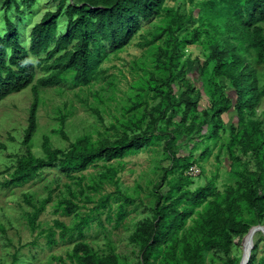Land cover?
<instances>
[{
	"label": "trees",
	"instance_id": "16d2710c",
	"mask_svg": "<svg viewBox=\"0 0 264 264\" xmlns=\"http://www.w3.org/2000/svg\"><path fill=\"white\" fill-rule=\"evenodd\" d=\"M17 1L3 0L5 29L0 30V102L28 87L32 100L21 140L24 154L16 159L12 168L6 169L7 172L12 169V172L8 179L0 182V187L25 182L45 168L58 167L67 175L84 171L95 160L111 161L137 152L147 143V138L164 136L163 153L170 161L168 171L178 170L180 175L168 184L166 193L155 195L156 204L150 211L151 216L142 220L128 237L130 244L139 247L138 264H205L204 252L211 249L225 259V264H239V260L231 254L234 237L246 235L253 226L264 227V125L263 119H259L255 112L264 96V0H204L197 4V22L203 27L206 37L204 47L208 54L201 65L197 61L195 63L200 84L208 85L207 94L211 101L209 120L196 113L199 92L192 98L185 93L195 91L185 76V67L174 70L177 67L173 63L175 57L163 51L164 60L160 61V67L166 74L159 78L157 89L160 98L151 109L156 117H150L149 128L152 130L149 133L140 131L129 136L124 132L111 142L102 140L96 147L88 145L87 136H81L69 142L67 151L52 147L49 136L44 135L42 156H36L31 151L32 138L37 129L39 89L58 86L68 80L76 86L90 85L108 50L116 53L128 46L140 29V21H147L162 11L166 0H52L55 10H47L31 26L28 44L8 12L12 7L21 24V17L24 16L22 6L29 9L36 0H21L23 5ZM183 1L193 6L195 0ZM60 19L66 21L65 27L60 25ZM194 19L192 14L180 16L172 13L170 20L174 28L168 24L163 31L172 38L173 52L178 45L198 40L196 32L191 38L182 37L181 40L174 36L185 23ZM162 35L154 36L152 41H157ZM36 68L45 75L36 78ZM191 71L195 72V69ZM208 73L210 76L205 83L204 77ZM67 74L71 75V79ZM220 78L228 81L229 93L225 92V86L215 81ZM175 83L185 88L178 99L173 93ZM137 106L134 104L131 110ZM231 108H234L238 123L243 125L244 130L240 132L235 126L229 127L226 153L234 159L236 146L242 147L244 154L252 152L254 171L242 170L239 173L240 185L237 188L227 187L222 193L215 190L212 182L193 191L184 188L191 184L190 178L183 175L191 162L190 157L177 155L182 148V145L176 144L177 141L182 138L187 140L195 131L200 133L203 126L209 123L217 128L221 116ZM168 111L170 115L164 128L157 129L158 121L165 118ZM91 112L98 121L103 120L97 109L91 108ZM178 113L179 123H175L173 119ZM65 117L64 114L59 116L58 128L51 133L68 142L63 130ZM127 122L139 127V121ZM0 149H5L3 143H0ZM115 176L116 170L106 166L100 179H108L117 186ZM83 193L81 188L80 196ZM116 193L124 200L116 212L115 220L119 224L126 217L124 207L130 197L124 195L119 187H116ZM76 198L77 195L71 193L69 199L58 201L57 207L70 214L76 207ZM50 199L48 195L38 206L28 202L33 209L27 216L30 226H34L39 211ZM85 200L90 201L91 198L86 197ZM107 200L108 197L98 200L93 209L103 207ZM89 219L90 216L80 218L71 228L57 221H54V226L59 228L60 238L66 232H75L77 237H81L82 227L88 224ZM107 219L110 220L111 216L108 215ZM188 220L192 224L185 229ZM53 234L52 231L47 234L49 244L54 242ZM254 251L255 248L251 250L247 264H255ZM66 257L71 264H118L116 255H99L83 242H76ZM259 264H264V257Z\"/></svg>",
	"mask_w": 264,
	"mask_h": 264
},
{
	"label": "rangeland",
	"instance_id": "374dc122",
	"mask_svg": "<svg viewBox=\"0 0 264 264\" xmlns=\"http://www.w3.org/2000/svg\"><path fill=\"white\" fill-rule=\"evenodd\" d=\"M22 1L18 0L17 3L23 5ZM203 1L195 0L192 6L183 0H166L162 11L155 13L147 21H140V29L128 46L116 53L108 50L106 59L99 66V71L90 85L76 86L68 80L58 86L40 88L37 129L32 138V153L36 156L43 155L41 141L44 135L49 136L52 147L67 151L69 142L81 136H87L90 143L88 145L96 147L102 140L111 142L124 132L129 136L139 134L140 131L149 133L152 130L149 128L150 117H156L151 109L160 98L157 89L160 84L159 78L166 74L163 67H160V61L164 60L163 51L175 57L173 63L177 67L174 70L178 71L182 66L185 67V76L195 90L185 93L192 98L199 92L196 113L209 120L211 101L207 94L208 85L200 84L199 70L196 69L195 63L197 61L201 65L208 54L204 47L206 37L202 32L203 27L197 22L199 16L197 4ZM47 10H55V3L52 0H36L29 9L22 6L24 16L21 17L23 21L19 24L14 9L10 8L8 14L27 44L31 26ZM173 12L180 16L192 14L195 18L185 23L180 31L174 34L178 40L182 37L191 38L195 32L199 35L196 42L178 45L174 52L172 38L163 31L168 24L174 28L170 20ZM3 16V0H0L1 31L5 29ZM59 22L65 27L64 19H60ZM161 33H163L161 38L152 41L154 36ZM193 68L195 72L191 71ZM208 70L211 71V66ZM258 71L262 72L261 69ZM44 75V72L36 68V78ZM209 76L208 73L204 77L205 83ZM67 77L71 79L70 74H67ZM215 81L225 86V92L229 93L228 81L224 78ZM261 85L262 82L259 80V87ZM184 89L182 84H173L174 97L178 99ZM31 100L32 93L28 87L0 102V143L5 146V149H0V182L9 178L12 169L9 172L6 169L12 168L16 159L24 154L21 140L27 125ZM134 104L138 106L131 110ZM91 108L99 111L103 119L101 122L91 112ZM244 111L247 116L248 111L246 109ZM255 112L259 119H263L264 125V96ZM61 114L66 116L63 130L68 136V142L58 134L51 133V130L58 128V118ZM169 115L168 111L165 118L158 121L157 129L164 128ZM179 118L180 113L174 117L173 122L179 123ZM127 120L139 121V127L129 124ZM218 125L214 129L212 124H206L200 133L195 131L187 140L182 138L177 141L176 144L182 145L177 155L188 156L191 162L189 169L183 172L184 176L190 178L191 184L184 188L193 191L212 182L215 190L222 193L227 187L237 188L240 185L239 173L242 170L254 171L252 152L244 154L243 148L236 146L234 159L226 153L229 127L235 126L240 132L244 130L243 125L238 123L234 108L221 116V123ZM147 140L137 152L125 154L111 161L95 160L84 171L70 172L67 175L60 172L58 167L45 168L25 182L6 188L0 187V264H71L66 254L72 251L76 242L87 244L99 255H116L118 264H138L139 247L130 244L128 237L142 220L151 216L150 211L156 204L155 195L159 192L166 193L168 184L174 182L180 175L178 170L168 171L170 161L165 159L163 153L164 136ZM106 166L116 170L117 186L108 179H100ZM116 187L130 197V201L124 207L126 217L119 224L115 220L116 212L124 200L116 193ZM81 188L84 193L80 196ZM71 193L77 195L74 200L76 207L70 214H66L62 207H57V202L69 199ZM48 195L51 199L39 211L34 226H30L27 216L33 209L28 202L38 206ZM86 197H90L91 200H85ZM107 197L108 200L103 207L93 209L98 200ZM108 215L111 216L110 220L107 219ZM89 216L88 224L82 227L81 237H77L75 232H66L63 238L59 237V228L54 226V221L71 228L80 218ZM191 224L188 220L185 229ZM51 231L54 233L52 237L54 242L49 244L47 234ZM245 237L246 235L236 236L232 243V257L237 258L239 263L244 254ZM251 242V250L255 248L253 254L256 258L255 264H259V260L264 257V233L255 232ZM204 257L205 264H225V259L212 249L206 250Z\"/></svg>",
	"mask_w": 264,
	"mask_h": 264
},
{
	"label": "bare ground",
	"instance_id": "6f19581e",
	"mask_svg": "<svg viewBox=\"0 0 264 264\" xmlns=\"http://www.w3.org/2000/svg\"><path fill=\"white\" fill-rule=\"evenodd\" d=\"M260 227H262V226H260ZM257 231H260V232L264 233V227H262V228H258L257 230H255L254 232H252V234H251V240H252V236H253V234H254L255 232H257ZM244 244H245V245H244L243 259H245L246 256H247V254H248V252H250V250H251V246H252V242L250 243L251 246H249V243H248V237H245Z\"/></svg>",
	"mask_w": 264,
	"mask_h": 264
},
{
	"label": "water",
	"instance_id": "95a60500",
	"mask_svg": "<svg viewBox=\"0 0 264 264\" xmlns=\"http://www.w3.org/2000/svg\"><path fill=\"white\" fill-rule=\"evenodd\" d=\"M258 228H262V227H260V226H253L252 228L249 229L248 233L246 234V237H248L249 246H251L250 245V243H251V234H252V232H254L255 230H257ZM249 258H250V252H248V254H247V256H246L245 259H243V258L241 259V261H240L239 264H247Z\"/></svg>",
	"mask_w": 264,
	"mask_h": 264
}]
</instances>
